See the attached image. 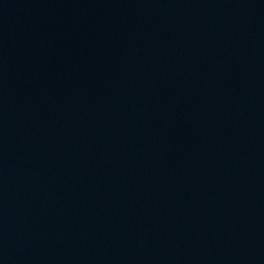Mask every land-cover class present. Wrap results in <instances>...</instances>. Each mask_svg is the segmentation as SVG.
<instances>
[{"label": "water", "instance_id": "water-1", "mask_svg": "<svg viewBox=\"0 0 264 264\" xmlns=\"http://www.w3.org/2000/svg\"><path fill=\"white\" fill-rule=\"evenodd\" d=\"M0 264H264V0H0Z\"/></svg>", "mask_w": 264, "mask_h": 264}]
</instances>
